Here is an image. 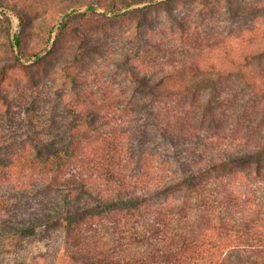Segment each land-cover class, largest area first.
Here are the masks:
<instances>
[{
	"label": "trees",
	"instance_id": "trees-1",
	"mask_svg": "<svg viewBox=\"0 0 264 264\" xmlns=\"http://www.w3.org/2000/svg\"><path fill=\"white\" fill-rule=\"evenodd\" d=\"M157 1L0 0V239L59 224L64 264H264V74L252 66L264 27L235 38L257 42L240 57L226 39L158 69L125 53L118 88L72 70L86 51L107 53L86 44L84 21L143 18L129 7ZM82 6L58 32L77 39L72 60L36 82L31 17Z\"/></svg>",
	"mask_w": 264,
	"mask_h": 264
},
{
	"label": "rangeland",
	"instance_id": "rangeland-1",
	"mask_svg": "<svg viewBox=\"0 0 264 264\" xmlns=\"http://www.w3.org/2000/svg\"><path fill=\"white\" fill-rule=\"evenodd\" d=\"M104 1L112 4L120 0ZM164 1L144 2L129 7V10L146 7L143 18H140L138 13H132L126 17L105 21H97L94 17L84 21L82 32L86 44L91 46L99 43L107 53H92L93 55L87 56L86 51L83 53V61L72 70L92 68L91 80L94 74H97L98 80L118 88L123 86L122 77L118 75L113 62L123 59L125 53L131 55V62L136 65L139 64V58L135 54H142L144 55L142 59L150 60L153 64L151 66L158 69L157 63L170 61L171 58L173 61L182 58L185 50L199 54L206 42L212 43L213 46L225 39L234 41L237 36L246 34L250 26L264 27V21L261 23L264 20V0H177L166 3ZM86 8L87 6H82L61 10L58 7L57 10L40 12L31 17L30 24L24 29L25 43L30 49H41L40 55L44 60L40 64L34 63L37 61L35 57L28 62L22 58L21 61L25 65L34 63L31 70L36 82L48 81V77L57 67H63L72 60L71 56L78 41L69 28L58 35L59 28L67 15ZM95 8L102 12L98 5ZM6 14L12 22L11 36L19 33L18 17L11 11ZM52 24L53 30L48 38V29ZM132 38L133 42L138 44L133 49L129 42ZM1 40L2 36L0 48ZM188 40L192 42L197 40L198 47L192 49L191 45H188ZM234 42L236 57H240L243 50L257 46V42L251 45L236 40ZM236 43L240 45L236 46ZM222 47L221 44L215 45L214 54L221 52ZM164 53L168 58L163 57ZM89 56L92 62H88ZM252 66L264 74L263 59L252 61ZM260 76L263 80L264 76ZM56 80L61 81V77L57 76ZM56 80H52L49 86ZM261 84L264 85V82ZM63 245V230L59 224L40 229L31 236L5 235L0 239V264H64Z\"/></svg>",
	"mask_w": 264,
	"mask_h": 264
}]
</instances>
